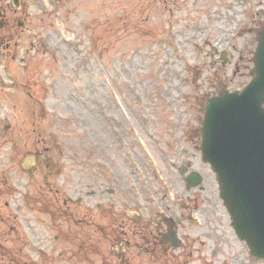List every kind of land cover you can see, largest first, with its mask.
Masks as SVG:
<instances>
[{"label": "rangeland", "instance_id": "rangeland-1", "mask_svg": "<svg viewBox=\"0 0 264 264\" xmlns=\"http://www.w3.org/2000/svg\"><path fill=\"white\" fill-rule=\"evenodd\" d=\"M1 11L0 264H264L201 158L206 102L251 80L264 0ZM181 165L202 181L187 189ZM173 213L184 245L154 243Z\"/></svg>", "mask_w": 264, "mask_h": 264}, {"label": "water", "instance_id": "water-1", "mask_svg": "<svg viewBox=\"0 0 264 264\" xmlns=\"http://www.w3.org/2000/svg\"><path fill=\"white\" fill-rule=\"evenodd\" d=\"M253 61L252 80L242 90L206 103L201 146L236 234L264 258V27ZM201 179L191 172L187 187Z\"/></svg>", "mask_w": 264, "mask_h": 264}, {"label": "flooded vegetation", "instance_id": "flooded-vegetation-1", "mask_svg": "<svg viewBox=\"0 0 264 264\" xmlns=\"http://www.w3.org/2000/svg\"><path fill=\"white\" fill-rule=\"evenodd\" d=\"M6 12L5 11H1L0 12V16L1 17H4V18H6ZM6 23V22H5ZM3 21L0 23V27H5V24ZM173 215H174V217L172 218V217H170V216H168V217H163V215L161 214V219H160V221L158 222V224H159V226L160 225H164L166 228H168V230L167 231H165L164 233L163 232H161V231H155V233H153L150 237H152L153 238V242L154 243H157V242H164V243H166V245L167 246H170V247H181L182 245H184V240L185 239H183L184 238V235H181L180 234V232H179V229H178V226H179V223H180V221H181V217L180 216H178L177 214H174L173 213ZM188 219H189V217H187ZM139 219H141V216H140V218ZM172 220H174V221H172ZM190 220V219H189ZM138 221H140V220H138ZM157 224V225H158ZM174 229H176V231H177V234H178V236L181 238V240H182V242H180V244H179V246H173L172 245V243L170 242V241H168V239H170V235H169V233H168V231H172V230H174ZM160 230V229H159ZM168 233V234H167ZM119 242H121L122 240H118ZM126 246H125V251L124 252H126ZM123 256H124V253H123ZM180 258V257H179ZM180 264H182V260H181V263Z\"/></svg>", "mask_w": 264, "mask_h": 264}]
</instances>
